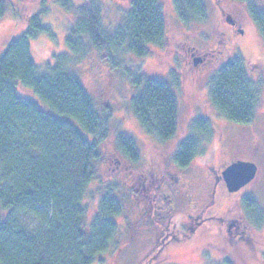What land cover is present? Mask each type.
<instances>
[{
	"label": "trees",
	"instance_id": "obj_1",
	"mask_svg": "<svg viewBox=\"0 0 264 264\" xmlns=\"http://www.w3.org/2000/svg\"><path fill=\"white\" fill-rule=\"evenodd\" d=\"M55 1L73 14L65 36L69 54H53L40 71L31 58L30 41L51 34L44 22L45 0L36 7L24 5V0H0V21L14 12L26 24L25 31L0 53V264L101 262L99 257L116 239L113 218L122 208L107 191L88 223L84 199L94 178L98 147L109 136L112 114L109 108L96 109L70 68L93 50L113 67L125 63L122 54L145 57L150 46L160 47L165 39L160 0H130L111 32L103 26L98 0H85L78 7L72 0ZM230 1L244 3L264 40V12L253 0ZM172 4L183 26L206 22L202 0H172ZM125 64L124 77L136 89L129 101L132 114L157 142L169 141L177 127L176 93L166 82L130 71L132 63ZM173 85L178 87L176 82ZM21 86L31 89L43 107L21 97ZM260 91V83L250 80L243 59L236 57L210 79L208 97L226 119L249 125ZM212 138L211 124L193 119L189 135L171 158L173 164L188 167ZM115 146L130 164L140 161L131 137L117 135ZM246 204L257 208L253 199ZM20 215L33 217L37 228L29 232Z\"/></svg>",
	"mask_w": 264,
	"mask_h": 264
},
{
	"label": "rangeland",
	"instance_id": "obj_2",
	"mask_svg": "<svg viewBox=\"0 0 264 264\" xmlns=\"http://www.w3.org/2000/svg\"><path fill=\"white\" fill-rule=\"evenodd\" d=\"M42 0H24V5L36 7ZM85 0H72L73 6H80ZM101 5L102 23L108 32L120 23L122 14L130 5V0H98ZM48 8L44 22L49 25L51 34H39L30 41V55L42 71L47 60L53 54H69L65 45L67 27L73 19V14L61 9L55 0H45ZM165 25V39L162 46H150L148 55L137 57L130 53L121 55L125 63H132L130 71L141 74L150 79H156L169 84L177 96L178 118L174 136L164 143H159L141 128L129 108V101L134 96V89L124 77L122 69L125 63L110 66L96 51H92L82 61H76L70 70L77 76L83 87L91 96L96 109L100 112L104 108L111 110L112 118L109 122L108 138L98 147V161L94 165V178L88 188L84 204L87 212V221L95 212L101 196L110 191L111 196L121 205V214L114 219L117 225V236L108 252L94 264H140L149 248L150 234L144 230L140 213L148 209L146 200L141 199L140 188L137 186L132 173L137 172L138 165H129L128 176L119 177L114 172L113 161H124L115 146L117 135L131 137L137 144L141 163L147 157L155 156L159 165L166 168L173 157L177 146L189 135V126L193 119L207 120L213 129V138L210 143L204 144L207 152L218 153L221 159H241L246 162H255L258 166L257 178L247 191L254 195V199L264 210V40L255 22L249 16L244 3L230 0H202L207 19L202 24L183 26L174 12L172 0H160ZM221 3L237 22L238 32L228 30L219 16ZM258 9L264 12V0H253ZM17 8V6H16ZM36 9V8H34ZM14 15H13V14ZM8 14L0 21V53L9 41L18 38L26 29L23 20L15 13ZM217 31L215 36V30ZM224 33V45L217 46L220 39L218 32ZM216 38V41H215ZM187 43L196 51L189 58L183 49ZM221 53H218L220 52ZM207 54V55H206ZM205 55V56H203ZM241 57L245 63L246 72L250 80L260 83V98L255 110L254 119L249 125H238L220 114L211 104L208 97L210 79L227 62ZM204 59L202 64L195 66L194 60ZM116 63V62H115ZM178 83V87L173 85ZM22 87V86H21ZM21 97L29 98L38 103L39 98L26 87L19 89ZM255 142L259 145V153L253 155ZM170 158V160H169ZM144 162V163H145ZM195 166L189 173L188 194L203 202L207 190L206 176L197 167L202 159L195 161ZM140 166V164H139ZM121 176V175H120ZM179 209L187 210V206L180 203ZM22 225L33 232L37 221L31 216L20 215ZM264 240V224L260 230ZM221 241L218 237L217 242ZM264 243V241H263ZM178 248L170 250L171 260L161 264H220V260H212L202 253L201 249L185 246L179 243ZM237 264H264V247L262 253H244L239 256Z\"/></svg>",
	"mask_w": 264,
	"mask_h": 264
},
{
	"label": "flooded vegetation",
	"instance_id": "obj_3",
	"mask_svg": "<svg viewBox=\"0 0 264 264\" xmlns=\"http://www.w3.org/2000/svg\"><path fill=\"white\" fill-rule=\"evenodd\" d=\"M217 5L225 27L228 30L232 29L234 33L240 31L235 18L221 3L217 2ZM214 30L216 36L218 30L216 31L215 27ZM218 35L220 39L216 41L215 38V44L223 46L224 33L219 31ZM182 44L187 56L191 58L196 49L187 43ZM203 60L199 58V63L195 66L201 65ZM254 150L256 153L253 155L257 156L259 153L257 142ZM198 158L202 159V163H198L197 167L202 170L207 180L205 198L200 204L188 194L189 173ZM141 160L142 157L135 164L115 160L114 168L111 169L115 173L121 171L119 177H124L128 176L129 165H138L137 172L132 173L131 178L138 183L141 199L146 200L149 206L148 209L142 208L140 218L144 230L150 234L149 248L140 264L169 262L172 257L169 251L178 248L176 245L181 242L185 246L194 247V250L202 248V253L210 259L209 261L219 259L220 264H237L239 256L244 253L253 255L262 253L264 240L260 230L264 224V210L254 199V195L247 192L257 178L258 166L255 162L253 163L256 166V173L252 181L233 192L229 190L223 172L232 163L246 162L245 160L221 159L218 153L207 151L197 156L185 168L173 164L172 160L163 168L155 156H148L145 163H141ZM252 199L256 202L257 208L247 206L246 203ZM180 203L188 209L180 210ZM218 237H221L220 242H217Z\"/></svg>",
	"mask_w": 264,
	"mask_h": 264
},
{
	"label": "water",
	"instance_id": "obj_4",
	"mask_svg": "<svg viewBox=\"0 0 264 264\" xmlns=\"http://www.w3.org/2000/svg\"><path fill=\"white\" fill-rule=\"evenodd\" d=\"M194 63L197 65L198 60ZM256 173V166L251 162L237 161L228 166L223 172L229 190L236 192L252 181Z\"/></svg>",
	"mask_w": 264,
	"mask_h": 264
}]
</instances>
